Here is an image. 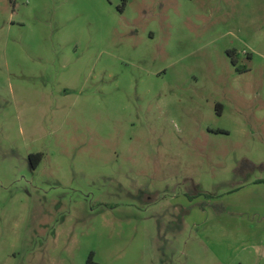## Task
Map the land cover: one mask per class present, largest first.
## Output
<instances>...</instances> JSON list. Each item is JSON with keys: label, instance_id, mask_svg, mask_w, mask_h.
Masks as SVG:
<instances>
[{"label": "rangeland", "instance_id": "1", "mask_svg": "<svg viewBox=\"0 0 264 264\" xmlns=\"http://www.w3.org/2000/svg\"><path fill=\"white\" fill-rule=\"evenodd\" d=\"M0 264H264V0H0Z\"/></svg>", "mask_w": 264, "mask_h": 264}, {"label": "trees", "instance_id": "2", "mask_svg": "<svg viewBox=\"0 0 264 264\" xmlns=\"http://www.w3.org/2000/svg\"><path fill=\"white\" fill-rule=\"evenodd\" d=\"M232 62L234 63V60L232 59ZM235 64V63H234ZM35 156L37 157V159H39V157L41 156V154H31L29 157ZM250 167H254V164H252V166L250 165Z\"/></svg>", "mask_w": 264, "mask_h": 264}]
</instances>
